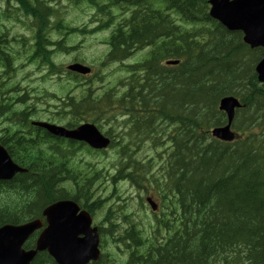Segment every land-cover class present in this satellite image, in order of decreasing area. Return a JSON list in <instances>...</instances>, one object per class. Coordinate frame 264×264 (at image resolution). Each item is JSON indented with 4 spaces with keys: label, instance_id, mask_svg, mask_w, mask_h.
Wrapping results in <instances>:
<instances>
[{
    "label": "trees",
    "instance_id": "16d2710c",
    "mask_svg": "<svg viewBox=\"0 0 264 264\" xmlns=\"http://www.w3.org/2000/svg\"><path fill=\"white\" fill-rule=\"evenodd\" d=\"M111 6L133 9L109 36L105 60L122 62L150 49L124 65L128 75L98 95L90 83L78 82L79 96L68 97L63 105L98 127L109 125L103 128L119 156L113 180L127 178L145 188L159 209L142 229L134 213L122 211L123 205L117 210L109 206L103 215L109 225L98 226L102 254L91 264H264V83L254 71L264 49L250 48L239 31H228L212 19L207 0H113L98 11L109 13ZM2 44L6 46L0 38ZM167 59L179 62L166 65ZM229 94L242 103L233 122L239 134L223 142L209 129L225 123L217 103ZM24 97H13L12 106L0 104V115L11 109L14 118L24 116L30 107L14 106ZM14 133L20 144L16 148L25 149L27 159L21 161L27 172L0 181V225L38 217L60 197L72 198L94 214L102 203L100 197L91 202L95 169L71 165L68 178L77 179L78 186L60 190L59 159L43 153L36 140ZM134 147L138 159L132 157ZM125 155L128 159H121ZM70 161L60 159L62 168ZM113 217L124 224L111 222ZM34 238L25 246L32 247ZM118 252L125 258L114 257ZM30 264L55 263L43 251Z\"/></svg>",
    "mask_w": 264,
    "mask_h": 264
},
{
    "label": "water",
    "instance_id": "95a60500",
    "mask_svg": "<svg viewBox=\"0 0 264 264\" xmlns=\"http://www.w3.org/2000/svg\"><path fill=\"white\" fill-rule=\"evenodd\" d=\"M210 15L229 30H240L243 41L250 47L264 48V0H209ZM175 64L176 61H168ZM69 70L82 74L90 68L79 63L68 66ZM255 71L257 79L264 82V57L260 59ZM240 102L234 96H224L219 101V109L226 113V124L210 130L213 137L232 141L235 133L231 130L235 108ZM49 132L63 137L82 140L95 148L105 147L109 140L103 137L93 124H82L67 130L54 125L41 124ZM23 171L15 165L7 151L0 145V178H9L15 172ZM151 203V202H150ZM152 205V203H151ZM155 209V204L152 205ZM47 225L36 239L35 248L23 249L25 240L38 228L42 219H34L20 225L0 226V264H29L37 251L46 250L57 264H86L99 256L98 234L91 227V218L85 211L78 212V206L70 200L52 203L43 210Z\"/></svg>",
    "mask_w": 264,
    "mask_h": 264
},
{
    "label": "rangeland",
    "instance_id": "374dc122",
    "mask_svg": "<svg viewBox=\"0 0 264 264\" xmlns=\"http://www.w3.org/2000/svg\"><path fill=\"white\" fill-rule=\"evenodd\" d=\"M78 1V3H75L74 0H53V2H51V5L53 12L58 9V16L62 18L63 22L70 25L71 28H74L72 34L66 35L68 41L72 42L73 46H76L70 53L71 58L78 53L82 58H84L87 64L92 65V77L88 79V76L84 79H88V82L91 84L94 90V94L98 95L103 87L112 85L116 83L119 78H123L126 75V71L117 72L116 70L118 65L112 62L102 64L104 53L108 49V45L104 43L107 38L108 31H105L104 29L92 31L91 29L98 24V22H96L95 20L97 16H93V14L95 15V7L87 4L85 0ZM7 5H16V2L15 0H0L1 8H5ZM49 19L51 20L52 16H50ZM7 24H12L14 29L19 30L21 28L20 25H18L12 19H10V21H7ZM144 53L145 50L140 49L137 53L132 54L129 57L128 61L135 62L136 60H140L143 58L142 56L144 55ZM69 57L70 56L62 57L61 60L64 61ZM9 73L15 74V72L11 69L9 70ZM61 79L62 82L60 85ZM61 79L55 78V81L49 79L52 81V83H46L45 85L55 93V88L57 86H59V89L63 90V92H66V90H68L69 88H65L62 86L69 85V87H71L72 85H74L73 80L69 79L68 76H64V78ZM68 81H70V83H68ZM78 91V89L74 90L75 93ZM5 93H10V96H12L11 100H14V98H17L18 96H21V94H25V97L23 98L24 101L28 94V88L26 86H21L15 91H11L10 86H6V89L3 91V93H0V97L2 95L5 96ZM55 95L58 94L56 93ZM4 99L5 97L0 100V104H2ZM69 117L70 116L68 114H64V120L68 119ZM253 132L257 133L258 128H253ZM164 146H167V144H165ZM143 153H148V151H143ZM116 157V150L112 148L104 155L89 154L84 151L75 152V166L80 165L82 169L89 168V170H101L99 176H96V180L93 182L91 187L93 195L91 202H93L96 197H100L102 199L100 207L95 210L93 221H95L97 225L107 227L109 225V222L103 219V215L106 212L107 208L112 205L113 210H117V207L119 205H123L122 211L126 213H134L137 216L136 221L140 224V228L146 229L143 223L150 220V213L147 211V207H145L144 205L143 207H141L138 204V191L137 189H133L136 187L132 185L129 180L124 178L115 181L113 180V177L115 175V167L113 166V164L115 163L114 159H118ZM143 190L146 189L144 188ZM148 192H153L152 188H150ZM110 221L124 224L123 221L118 217H113L110 219ZM114 257L124 259L125 253L118 252L117 256Z\"/></svg>",
    "mask_w": 264,
    "mask_h": 264
},
{
    "label": "flooded vegetation",
    "instance_id": "af4514ba",
    "mask_svg": "<svg viewBox=\"0 0 264 264\" xmlns=\"http://www.w3.org/2000/svg\"><path fill=\"white\" fill-rule=\"evenodd\" d=\"M26 0H24V2H25ZM36 0H31V2H35ZM45 30V32H46V34H51V35H55L54 34V31L56 30L57 31V29H44ZM28 32H33V34L35 35V40H36V42H35V44H34V48H35V51H34V53H33V56L35 57L36 55H39V56H41V58L43 59V60H48V56H50V52H49V50H47V49H45V48H43V47H41L39 44H38V41H39V37L41 36V31H42V29H35L34 30V28H32V29H28L27 30ZM44 36V35H43ZM3 39V38H2ZM43 40H46L47 42H52L53 40H51V38H47L46 36H44L43 37ZM57 41V40H56ZM0 53H1V51H2V53L0 54V60H1V58H5V56L7 57V53H9V51H7V50H5L4 49V47L5 46H3V44L2 45H0ZM4 52H6L4 55H3V53ZM49 52V53H48ZM7 54V55H6ZM4 56V57H3ZM0 65H1V61H0Z\"/></svg>",
    "mask_w": 264,
    "mask_h": 264
},
{
    "label": "bare ground",
    "instance_id": "6f19581e",
    "mask_svg": "<svg viewBox=\"0 0 264 264\" xmlns=\"http://www.w3.org/2000/svg\"><path fill=\"white\" fill-rule=\"evenodd\" d=\"M196 4H197V3H196ZM195 16H196V15H195ZM40 33H41V32H40ZM0 38H3V36L0 37ZM0 48H1V47H0ZM5 50H6V49H5ZM1 52H2V51H1ZM5 53H6V52H4L3 55H4ZM48 53H49V52H48ZM7 54H8V53H7ZM7 54H6V55H7ZM4 56H5V55H4ZM4 56H3V57H4ZM5 57H6V56H5ZM0 61H1V60H0ZM1 62H2V61H1ZM0 66H1V65H0ZM23 95H25V94H23ZM17 104H18V103H17ZM209 260H210V259H209ZM214 261H215V260H214ZM137 264H138V263H137Z\"/></svg>",
    "mask_w": 264,
    "mask_h": 264
}]
</instances>
